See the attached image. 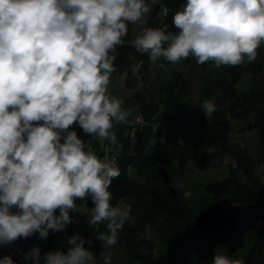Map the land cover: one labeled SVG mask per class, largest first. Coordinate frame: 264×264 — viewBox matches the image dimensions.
<instances>
[{
    "label": "clouds",
    "instance_id": "1",
    "mask_svg": "<svg viewBox=\"0 0 264 264\" xmlns=\"http://www.w3.org/2000/svg\"><path fill=\"white\" fill-rule=\"evenodd\" d=\"M157 2L0 0V247L64 231L75 222L69 213L77 211V199L93 202L90 225L107 222V232L96 236L105 247L114 246L132 220L130 205L111 203L117 163L100 159L70 130L78 125L115 144L113 129L131 123L123 100L109 92L129 24L141 26L131 47L152 63L176 64L191 56L198 65L219 68L256 61L264 44V0H186L172 16L176 32L167 24L147 26ZM142 65L143 60L131 65L133 75ZM202 108L205 117L216 111L211 101ZM130 137L134 142V130ZM66 242L67 252L41 256L34 246L21 258L32 264H96L78 233ZM101 258L110 264V255ZM212 261L244 264L224 255ZM0 264L15 262L4 255Z\"/></svg>",
    "mask_w": 264,
    "mask_h": 264
},
{
    "label": "trees",
    "instance_id": "2",
    "mask_svg": "<svg viewBox=\"0 0 264 264\" xmlns=\"http://www.w3.org/2000/svg\"><path fill=\"white\" fill-rule=\"evenodd\" d=\"M184 3L186 0H158L147 17V26L156 28L167 24L168 31H178L172 24V16ZM132 28L133 24H129L125 44L117 48L114 73L125 72L124 85L132 91V102L143 120L138 123L130 115V124L115 127V144L97 137L86 138L98 155L107 152L115 156L120 176L112 181L109 189L113 194L111 203L121 207L130 205L132 220L118 233L117 243L105 247L96 236L107 232V222L90 225L88 214L94 204L90 198L77 199V211L69 213L75 222L64 231L50 230L46 240L33 234V241L39 240L42 245L43 255L57 249L67 252L66 238L78 233L86 240L84 247L96 257V264H104L101 257L109 255L110 264H172L165 258L172 235L190 225L203 207L224 196L234 202L253 201L257 186L264 184L261 178L264 169L259 170L264 166V44L258 49L255 62L246 60L243 65L219 68L213 64L211 68L201 69L195 96L190 77L197 65L195 58L190 56L176 64L162 60L152 63L147 54H138L131 47ZM129 54L135 60H129ZM140 60L143 65L133 75L131 65ZM243 78L249 84L241 90L239 84ZM138 81H141L139 85ZM204 101L216 105L210 117L203 114ZM123 104L128 110L127 104ZM159 119L163 122L161 125L156 124ZM133 130L134 142L130 137ZM248 130L254 131V149L233 136ZM224 156L232 158L233 163L227 165V174L222 179L200 187L189 183L190 161L192 166L205 169L221 165ZM158 165L166 170L175 194L164 184ZM56 214L59 215L58 210ZM88 240L92 241L91 245ZM244 240L243 246L234 253L217 245L208 259L209 264H213L215 255L247 258L246 264H264V235L257 239L256 232L250 230ZM193 260L186 264H192Z\"/></svg>",
    "mask_w": 264,
    "mask_h": 264
},
{
    "label": "water",
    "instance_id": "3",
    "mask_svg": "<svg viewBox=\"0 0 264 264\" xmlns=\"http://www.w3.org/2000/svg\"><path fill=\"white\" fill-rule=\"evenodd\" d=\"M122 106L125 108L124 104ZM70 130H75L81 140L90 137L78 125ZM157 169L168 190L175 194L166 170L160 165ZM250 230L256 232L257 239L264 235V184L257 186L254 200L247 203L234 202L229 196L209 202L191 219L190 225L172 235L165 258L172 264H186L194 253L193 264H206L217 245L225 246L229 252L242 247L244 236ZM34 246L33 236L17 240L10 246L0 247V258L11 255L15 264H32L30 260L24 261L21 253ZM40 250L42 256L43 249ZM243 261L246 264L247 258Z\"/></svg>",
    "mask_w": 264,
    "mask_h": 264
},
{
    "label": "rangeland",
    "instance_id": "4",
    "mask_svg": "<svg viewBox=\"0 0 264 264\" xmlns=\"http://www.w3.org/2000/svg\"><path fill=\"white\" fill-rule=\"evenodd\" d=\"M149 2H150V0H149ZM140 30H141L140 25H133V28H132L133 39L140 32ZM212 66H213L212 62H207V63L201 64V65L197 64L196 67L194 68V70L191 72L190 77H191V81H192V86L194 87V95L195 96L197 95L196 91H197L198 85L200 83V77H201L200 75L202 73L201 69L211 68ZM152 72H153V70H152ZM245 76L246 75H244V77ZM124 77H125V72L113 73L112 77H111V83L109 84V92L113 96H116L117 98L123 100V103L127 104L130 115H133L134 117L140 116V113H138L139 111L137 110L136 105L132 102V99H131L132 91L127 89L124 85ZM140 83H141V81H138V85ZM248 84H249V80L247 78H243L239 84V88L241 90L246 89L248 87ZM141 119L143 120V118H141ZM233 136H234V139H236L240 143L246 144L249 149H254V147L256 145V139H255L253 130L245 131L241 135L234 134ZM84 144H85L86 149H90L93 151V149L90 147L89 139H86ZM96 155L102 160H105V161L110 160L109 153H107V152L104 153L102 156L98 155L97 153H96ZM191 163H192L191 161L188 163L187 179L191 185L200 187V186H203L207 182H210L212 180L222 179L227 174V165L229 163H233V159L230 157L224 156L221 165L210 166V167H206L205 169L196 168V167L192 166ZM263 169H264V166L261 165L259 167V170L262 171ZM261 178L264 182V174L261 175ZM81 209H83V208H81ZM88 215L90 217L91 213H89ZM89 217H88V219H89ZM106 230H107V228H106ZM36 234H38V233H36ZM36 239H38V238H36ZM34 243L36 244V246L38 245L39 248H42V245H41L39 240H36V242H34ZM235 257L239 258L237 256H235ZM207 264H209L208 261H207Z\"/></svg>",
    "mask_w": 264,
    "mask_h": 264
},
{
    "label": "built area",
    "instance_id": "5",
    "mask_svg": "<svg viewBox=\"0 0 264 264\" xmlns=\"http://www.w3.org/2000/svg\"><path fill=\"white\" fill-rule=\"evenodd\" d=\"M135 120H136V122H141L142 121V119H141V116H136V118H135ZM163 122L159 119L157 122H156V124H162ZM115 160V156H111L110 157V160L109 161H114Z\"/></svg>",
    "mask_w": 264,
    "mask_h": 264
},
{
    "label": "flooded vegetation",
    "instance_id": "6",
    "mask_svg": "<svg viewBox=\"0 0 264 264\" xmlns=\"http://www.w3.org/2000/svg\"><path fill=\"white\" fill-rule=\"evenodd\" d=\"M214 250V249H213ZM234 252H236V250L234 251ZM234 252H230V253H234ZM193 258H195V254L194 253H192L190 256H189V259H188V261L189 260H192ZM208 261V260H207ZM193 264V263H192Z\"/></svg>",
    "mask_w": 264,
    "mask_h": 264
}]
</instances>
